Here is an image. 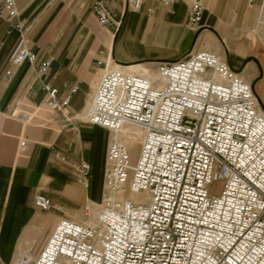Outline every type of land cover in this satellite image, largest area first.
I'll list each match as a JSON object with an SVG mask.
<instances>
[{"label": "built area", "instance_id": "1", "mask_svg": "<svg viewBox=\"0 0 264 264\" xmlns=\"http://www.w3.org/2000/svg\"><path fill=\"white\" fill-rule=\"evenodd\" d=\"M145 1L127 0L136 11ZM158 1L186 2L187 27L199 31L204 0ZM94 13L101 27L120 29L104 0ZM0 15L16 21V0H1ZM36 57L21 40L10 62ZM98 63L105 71L88 120L110 133L140 127V154L134 161L128 141L112 139L101 202L62 218L39 256L19 264H264V108L253 87L209 51L160 63L161 82ZM49 68L46 61L41 73ZM45 90L53 111L70 104L58 88ZM80 171L87 178L89 165ZM35 206L53 204L40 193Z\"/></svg>", "mask_w": 264, "mask_h": 264}, {"label": "crops", "instance_id": "2", "mask_svg": "<svg viewBox=\"0 0 264 264\" xmlns=\"http://www.w3.org/2000/svg\"><path fill=\"white\" fill-rule=\"evenodd\" d=\"M98 1L16 0V21L0 15V264L35 260L62 218L80 217L87 203L102 200L114 134L88 120L105 71L98 61L156 82L160 63L209 51L237 71L262 103L264 44L243 27L253 23L245 11L249 1L240 4L238 21L234 0H205L197 32L187 27L186 2L146 0L136 11L127 0H104L122 22L116 30L99 25ZM21 40L36 54L34 64L10 62ZM46 61L50 68L43 74ZM48 85L58 88L61 100L70 98L62 112L48 106ZM84 163L87 178L80 171ZM40 193L52 200L50 210L35 206Z\"/></svg>", "mask_w": 264, "mask_h": 264}, {"label": "rangeland", "instance_id": "3", "mask_svg": "<svg viewBox=\"0 0 264 264\" xmlns=\"http://www.w3.org/2000/svg\"><path fill=\"white\" fill-rule=\"evenodd\" d=\"M245 1H249V0H245ZM234 2L235 5L237 6L235 12L237 14V20L239 21L240 17L238 16V13L240 12V4L244 3V0H234ZM262 4H263V0H254V7L246 6L245 11L247 12V15H249L250 17L252 16L253 23L252 25L244 24L243 27L246 28V30L248 31V35L250 38H252L257 42H262V44H264V24H260V26L256 28L258 22L257 20H259V18L263 19L264 17V10H262ZM204 6H205V0H204ZM157 81L161 82L160 76L156 78V82ZM261 88L263 89L261 100L264 105V86H261ZM120 136L123 140L128 141V143L130 144L131 148L133 149L132 151L134 152L133 159L134 161H136L138 157L137 156L138 152L140 151L139 149H141L142 147V138L144 136V132L142 131V129H139L137 127L135 128L134 126H125ZM141 197H143L142 194L134 195V196L130 195V198L132 200H139V198Z\"/></svg>", "mask_w": 264, "mask_h": 264}, {"label": "bare ground", "instance_id": "4", "mask_svg": "<svg viewBox=\"0 0 264 264\" xmlns=\"http://www.w3.org/2000/svg\"><path fill=\"white\" fill-rule=\"evenodd\" d=\"M204 12H205V9H204ZM264 18V17H263ZM262 22H264V20L262 21ZM160 76V75H159ZM152 81V80H151ZM153 82V81H152ZM134 127H137V126H134ZM137 128H140V127H137ZM141 129V128H140ZM122 131H123V129L120 131V132H118V133H113L114 134V139H117V140H119L118 139V137L121 135V133H122ZM142 144H143V140H142ZM133 150V149H132ZM140 151H141V149H139ZM140 151L138 152V155L137 156H139V154H140ZM133 155H134V152H133ZM138 158V157H137ZM138 195H140V194H138ZM131 196H134V195H131Z\"/></svg>", "mask_w": 264, "mask_h": 264}]
</instances>
